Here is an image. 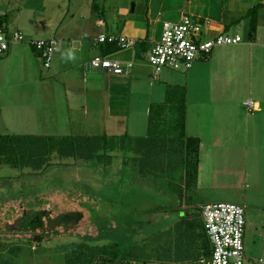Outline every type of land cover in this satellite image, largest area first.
Wrapping results in <instances>:
<instances>
[{
  "label": "rangeland",
  "instance_id": "rangeland-1",
  "mask_svg": "<svg viewBox=\"0 0 264 264\" xmlns=\"http://www.w3.org/2000/svg\"><path fill=\"white\" fill-rule=\"evenodd\" d=\"M90 1L92 0H0V9L7 10L6 21L10 31L18 28L23 30L26 38L39 39L50 38L60 25L64 30L78 32L83 28L81 16L87 15L85 21L89 22ZM94 1L92 4L99 6L98 12L102 14V18L121 22L124 20L120 15L124 12L131 18H128L131 23L138 22V16L143 13L147 2H152ZM161 1H166V8L168 5L174 8L178 6L179 11L186 10L196 17L207 16L211 22L213 19L223 18L229 25L226 31L238 33L244 40L249 19L244 17L231 21L258 0H155L154 7ZM74 13H77L76 17H72ZM87 49V46L83 48L84 55ZM204 66L207 67L205 76L208 75L209 78L201 81V75L191 81L195 96L188 100L191 107L189 106L186 133L188 136H201L195 179L186 178L185 166L176 162L172 142L169 140L178 134L174 129L178 119L176 106H173V113L166 106L153 120L151 126L154 132L151 133L153 138L160 139L158 151L161 150L162 155L159 158L150 156V166L145 164L144 170L140 154L119 148L108 151L101 160L54 155L51 164L37 170L4 164L0 166V261L7 259L16 264H66L67 254L77 243L84 241L78 237L79 234L80 237H94L103 228L122 229L121 223L126 222L124 227L127 229L124 230L135 236V241L146 253L142 258L148 260L149 264H191L193 261L168 262L158 256L175 249L178 232L188 222H203L201 205L212 201H234L245 206L246 264H264V113L253 115L241 103L256 95L264 100V76L262 78L257 70L250 75L248 70L249 75L246 74L245 77L246 88L232 92L226 86L222 89L212 82L209 66ZM43 70L45 73L49 68ZM163 72L184 74L171 68H166ZM15 75L16 73H12L11 81L5 84L17 82L14 81L18 79ZM22 76L20 78L24 79L25 75ZM215 78L216 76L214 80ZM37 79L39 80L38 76H30V90L37 89L38 94L41 93L48 117L41 114L44 107L37 104L34 118L30 117L34 120L30 121L26 117L27 122H20L25 132L56 136L104 133V127L109 126L103 119L107 112H96L90 102L82 98L71 108L69 115L64 95L48 91L49 87L52 90L53 84L61 88L62 78L44 83H36ZM75 83L81 84V80ZM219 94H235L236 102L221 105L217 101ZM29 99L32 101L33 95ZM20 100L22 104L28 102L25 96H21ZM0 101L9 103L6 112L3 110V115L16 109L11 106L16 102L14 98L11 101L8 93ZM2 105L0 109H4L5 106ZM6 117L12 115L8 114ZM32 123H35V131L31 130L34 128H27ZM15 125L17 124L12 126ZM5 126L0 121V133H17ZM155 164H158L159 169L154 168ZM189 166L186 165L188 169ZM27 209L48 210L52 217L68 213L67 221L75 212L82 213L83 217L74 227L65 229L58 226L56 233L52 234L57 229L46 237L33 231L13 230V226L24 217ZM250 221L255 222L258 228H252ZM181 222L182 228L179 226ZM137 225L145 226L147 231ZM164 230L168 231L159 232ZM115 236L119 234H108L100 243L112 240ZM95 264H136V261L111 263L98 259Z\"/></svg>",
  "mask_w": 264,
  "mask_h": 264
},
{
  "label": "crops",
  "instance_id": "crops-1",
  "mask_svg": "<svg viewBox=\"0 0 264 264\" xmlns=\"http://www.w3.org/2000/svg\"><path fill=\"white\" fill-rule=\"evenodd\" d=\"M11 1L12 0H10V2ZM154 1L155 0H152L151 4L147 2L143 9V13L138 16L139 19L137 18L138 22L135 21L133 23H131V20H128L129 16L124 14V12L120 15L122 20H124L121 22H117L116 19L112 18H102V14L98 12V9H100L99 6L92 4L95 2L94 0L90 1L91 5L88 15L90 19L87 23L85 21L87 15L81 16V23L83 22L82 29L78 32L68 31L60 28V25L56 29L55 34L51 36L59 40L58 52L55 54L53 66L50 65L49 67H45L40 52L31 45L23 43L12 45L8 53L0 57V99L8 93L11 101L12 98H14L16 104H10L16 109L3 115L9 103L6 104L0 101V107L2 105L1 103H3L2 106H5L4 109H0V121L3 126H5V122L10 123H7L5 128H11V130H15L17 133L0 134H33L25 132L26 130L20 125V122H27L26 117L30 119V117L33 116L34 118V114L36 113L34 108H36L37 104H41V108L45 106L43 104L44 102H42L43 99H41V93L39 95L37 89L30 90L29 79L32 75L34 77H39V80H35L36 83H44L46 81L52 82L57 81L53 79L62 78L63 86L61 88L53 84L51 87L52 90H50L49 87L48 91L49 93H55L57 91V93L64 95L65 100H67L66 106L69 115L71 114V108L74 107L79 99L83 98L87 100V102H90L96 112H107V115L103 116V119L109 126L104 127L103 134L109 136L126 135L133 138L146 137L148 135L152 106L170 107L171 105L185 104L187 131V123L189 120L188 112L190 113L191 107L190 104H188V100L193 99L195 96V90L192 89L193 85L191 81L201 75V81L203 79L204 81L208 80V75L205 76V69L207 67L204 65L209 66V75L212 82L222 89L226 86V88H229L232 92H238L242 88H246L247 83L245 82V77L246 74L249 75L248 70H250V75L254 70H257L261 73V77L263 78L264 0H258L254 2L253 5L246 7L243 14L238 15V18L236 16V18L231 21L235 22L244 17L249 19L246 37L242 42L215 48L208 59L197 62L190 70H180L184 73L183 75L165 73L163 72L166 70L165 68L162 69L157 76H155L151 64L148 63L147 54L152 44L160 37L162 22L165 20L178 21L187 11L183 9L179 11L178 8L180 7L178 6L174 8L168 5L166 8V1H161L160 4L154 7ZM191 3L192 2H190V4ZM251 8H255L256 34L253 39L248 37L250 18L246 16L248 10ZM2 11L5 12L3 15L5 18L4 28L9 30V25L6 21V17L8 16L7 10L3 9ZM76 14L77 13H74L72 17H76ZM92 17L98 18L93 19ZM198 17L209 21L206 18L207 16ZM209 24L210 29L207 30V36H214L220 32H227L226 30L229 26L228 22L226 23L223 18L213 19L212 22L209 21ZM16 29L18 28H13V30ZM101 33L135 38L137 43L135 46L128 48H121L117 44V46H114L113 44L115 43H96L94 39ZM84 40L86 42L85 44ZM85 46L89 47L86 55H84L83 51ZM68 50L73 52L75 60L65 59L64 54ZM96 55L119 60L123 64L133 62L134 65L129 69L128 74H113L103 69H95L91 66L90 60ZM46 68H49V70L44 73L43 69ZM210 69L213 71L211 72ZM39 71H41V73H38ZM12 73H16L15 76L18 79L14 81L17 82L5 84L11 81ZM22 73H25L24 79L20 78ZM215 76L216 78L214 80ZM20 79H22V81H19ZM77 80H81V84L76 85L75 82ZM87 93H89V97H87ZM31 95H33L32 101L29 99ZM37 95H39V97ZM21 96L27 97L28 102L22 104L20 100ZM250 98L257 102L258 108L254 112H248L253 115L258 113L263 114L264 100L258 95L251 96L247 99ZM217 101L221 102V105L233 104L236 102L235 94H219ZM241 103L243 105V102ZM23 107L25 108L24 111ZM26 113L29 114L26 115ZM8 114H11L12 117H6ZM21 114L23 116L22 118ZM41 114L48 117V111L45 110V107L43 111L41 110ZM3 116L4 118H2ZM70 119L71 116L69 120ZM33 120L34 119H30V121ZM14 123L17 124L15 127L12 126ZM34 124L35 123H32V126L27 128H34L31 130L35 131ZM196 136L201 139L200 135ZM249 225L252 226V228H258L255 222L250 221Z\"/></svg>",
  "mask_w": 264,
  "mask_h": 264
},
{
  "label": "trees",
  "instance_id": "trees-1",
  "mask_svg": "<svg viewBox=\"0 0 264 264\" xmlns=\"http://www.w3.org/2000/svg\"><path fill=\"white\" fill-rule=\"evenodd\" d=\"M254 9H249L246 14L250 18L248 37L251 39L255 38L256 34ZM3 27H5V18L0 16V28ZM113 45L117 46L116 43ZM173 106H176L178 109V119L174 126L178 134L169 140L172 142L176 162L185 166L186 178L195 179L194 171L196 172L198 166L201 139L198 136H188L186 133V105L170 106L172 113L175 110ZM165 108L152 106L149 132L146 137L133 138L126 135L109 136L106 134L73 136L0 134V166L8 164L13 167H30L33 170H37L51 164L54 155L65 158L81 157L90 160H101L108 151L119 148L135 151L140 154L142 170H144L145 164L148 163L147 165L150 166V162L148 161L150 156L159 158L162 155V152L160 153L161 150L158 151V148L160 149L158 140L160 139L153 138V133H151L153 128L151 125L156 116L161 113L160 111ZM158 164H155V169L158 167ZM187 164L190 165V169L186 167ZM31 211L33 209H27L24 217L22 216L19 222L13 226V230L17 231L19 229V225ZM125 223H121L120 227L123 226L122 229L113 227L111 230H107L103 228L101 233L98 232L94 237L86 235L80 237L79 234L78 237L84 241L77 243L76 247L67 254L66 264H95L98 259L111 263L135 260L136 264H149L148 260L142 258L146 256V253L143 252V249L135 241V236L124 230L127 229L124 227ZM137 226L143 227V230L147 231L145 226ZM179 226L182 228L183 223L181 222ZM198 228L199 230H197ZM168 230L159 232L163 233ZM108 234H119V236H115L114 239H110L105 243H100V240H104ZM209 251L210 245L204 223L202 221H190L184 229L178 232L175 249L173 251L167 250L162 256H158V258L168 262L195 261L202 254H208ZM0 264H16V262L4 259L0 261Z\"/></svg>",
  "mask_w": 264,
  "mask_h": 264
},
{
  "label": "built area",
  "instance_id": "built-area-1",
  "mask_svg": "<svg viewBox=\"0 0 264 264\" xmlns=\"http://www.w3.org/2000/svg\"><path fill=\"white\" fill-rule=\"evenodd\" d=\"M5 14L0 10V16ZM209 21L184 13L178 21L165 20L159 39L148 52V62L155 76L164 68L190 70L197 62L206 60L215 48L237 44L243 41L239 34L220 32L207 36ZM96 43H116L121 48L133 47L137 40L131 37L101 33L94 39ZM26 42L41 54L45 67L51 65L58 49L59 40L50 38H26L22 30L9 31L0 28V57L4 56L14 44ZM95 69H103L113 74H128L133 62L123 64L119 60L96 55L90 60ZM249 112H254L257 102L250 98L243 101ZM205 232L210 251L202 254L191 264H246L245 252V206L234 201H212L201 205Z\"/></svg>",
  "mask_w": 264,
  "mask_h": 264
},
{
  "label": "water",
  "instance_id": "water-1",
  "mask_svg": "<svg viewBox=\"0 0 264 264\" xmlns=\"http://www.w3.org/2000/svg\"><path fill=\"white\" fill-rule=\"evenodd\" d=\"M67 216H69L68 213L67 215H61L59 219H53L51 213L48 210H33L24 218L22 223L19 225V230L28 231L29 229H31L34 232L41 228L43 231V235H46L47 228H49L47 235H50L55 229H57L58 226H63L65 229L74 227L83 217V214L80 212H75L73 213L71 218L69 217L68 221L66 219Z\"/></svg>",
  "mask_w": 264,
  "mask_h": 264
},
{
  "label": "clouds",
  "instance_id": "clouds-1",
  "mask_svg": "<svg viewBox=\"0 0 264 264\" xmlns=\"http://www.w3.org/2000/svg\"><path fill=\"white\" fill-rule=\"evenodd\" d=\"M65 59L67 60H75V56L71 50H68L65 54Z\"/></svg>",
  "mask_w": 264,
  "mask_h": 264
},
{
  "label": "flooded vegetation",
  "instance_id": "flooded-vegetation-1",
  "mask_svg": "<svg viewBox=\"0 0 264 264\" xmlns=\"http://www.w3.org/2000/svg\"><path fill=\"white\" fill-rule=\"evenodd\" d=\"M59 217H60V216H59ZM59 217H53V219H59ZM46 225H47V224H46ZM58 230H59V229L55 230L52 234L56 233ZM29 231L32 232L31 229H29L27 232H29ZM33 233H38V234H40V235H43V231H42L41 228H39L36 232H33ZM47 233H48V230H47V232H46V235H47ZM46 235H44V236L46 237Z\"/></svg>",
  "mask_w": 264,
  "mask_h": 264
}]
</instances>
